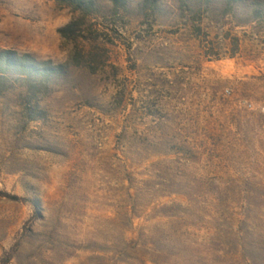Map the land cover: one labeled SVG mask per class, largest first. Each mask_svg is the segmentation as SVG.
<instances>
[{
    "label": "rangeland",
    "instance_id": "obj_1",
    "mask_svg": "<svg viewBox=\"0 0 264 264\" xmlns=\"http://www.w3.org/2000/svg\"><path fill=\"white\" fill-rule=\"evenodd\" d=\"M143 1L0 0V264H264V0Z\"/></svg>",
    "mask_w": 264,
    "mask_h": 264
},
{
    "label": "trees",
    "instance_id": "obj_2",
    "mask_svg": "<svg viewBox=\"0 0 264 264\" xmlns=\"http://www.w3.org/2000/svg\"><path fill=\"white\" fill-rule=\"evenodd\" d=\"M205 7H209L216 0H200ZM59 6L70 9L73 13L81 15H90L98 12V0H55ZM112 7L113 12H127L129 7L128 0H106ZM160 0H144L140 7L144 9H156ZM183 5L187 4V0H179ZM227 12L232 11L234 7L245 5L246 0H222ZM255 16H259L258 11H253ZM72 25H68L60 29L58 33L65 38L66 33L70 31ZM64 66H50L49 64L37 63L27 55L19 56L14 52L0 51V89L5 90L7 83L12 78L24 82L29 92L37 87L47 84L56 76L65 73ZM10 86V85H8ZM7 196V195H6ZM11 200H17V197H8Z\"/></svg>",
    "mask_w": 264,
    "mask_h": 264
}]
</instances>
